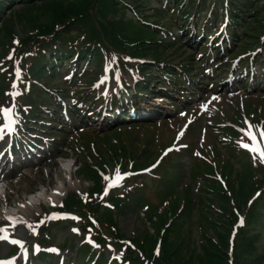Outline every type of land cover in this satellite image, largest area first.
<instances>
[{"label":"snow or ice","instance_id":"1","mask_svg":"<svg viewBox=\"0 0 264 264\" xmlns=\"http://www.w3.org/2000/svg\"><path fill=\"white\" fill-rule=\"evenodd\" d=\"M18 43V41H16ZM8 59H11L9 56ZM201 107H205L204 105H201ZM11 108H3L0 109V112H3V115L6 119L11 121ZM247 123V122H246ZM10 126V124H9ZM244 136L247 137V140L249 143L241 142L240 146L250 153L253 154V159L256 160L257 157L259 158L261 163H264V144L261 143V141H264V125H261L258 129L259 132V139L257 137V130H254L252 125H248V127L244 130H242ZM171 149H169L170 151ZM167 154V153H165ZM128 175V173L121 174L119 172V169L116 171V175L112 178V182L109 183L108 188L111 187H117L119 186V182L123 180L124 176ZM105 180H109V177H105ZM108 188L105 189V194H107ZM76 231V229H74ZM3 239H7V237H2ZM12 244H19L22 246V243L20 240L13 239L10 241ZM51 251H55V249H52ZM0 264H8L7 261H0Z\"/></svg>","mask_w":264,"mask_h":264},{"label":"rangeland","instance_id":"2","mask_svg":"<svg viewBox=\"0 0 264 264\" xmlns=\"http://www.w3.org/2000/svg\"><path fill=\"white\" fill-rule=\"evenodd\" d=\"M128 2H131L132 0H127ZM135 3V1H134ZM151 4H155V2L152 0V3ZM21 10V7L16 5L15 8H14V11L16 13H19ZM39 15H44V11H42ZM41 20H45V18H41ZM43 22V21H42ZM14 31L19 35L21 36L22 34V29L17 26V25H14ZM93 67H91L92 69ZM122 139V138H120ZM99 167L101 169H103V164L100 163L99 164ZM139 220H138V215H137V212H135V210H132V212H130L128 215H124V214H119L116 218H115V225L118 227V229L120 230L121 233L123 234H130L132 231H135L137 230L138 228H140V223H138ZM60 237L58 238V242H61L63 240V237L65 235V233H61L59 234ZM38 264H43V263H38Z\"/></svg>","mask_w":264,"mask_h":264},{"label":"trees","instance_id":"3","mask_svg":"<svg viewBox=\"0 0 264 264\" xmlns=\"http://www.w3.org/2000/svg\"><path fill=\"white\" fill-rule=\"evenodd\" d=\"M70 10H72V8H70ZM70 10H69V11L62 12V13L60 14V17L62 18V17H64V16H66L67 13H71ZM60 17H59V18H60Z\"/></svg>","mask_w":264,"mask_h":264}]
</instances>
